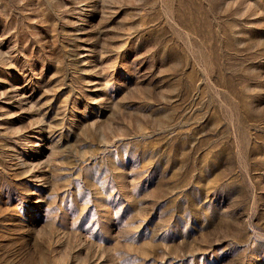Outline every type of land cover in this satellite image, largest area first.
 Listing matches in <instances>:
<instances>
[{"label":"rangeland","instance_id":"obj_1","mask_svg":"<svg viewBox=\"0 0 264 264\" xmlns=\"http://www.w3.org/2000/svg\"><path fill=\"white\" fill-rule=\"evenodd\" d=\"M0 264H264V0H0Z\"/></svg>","mask_w":264,"mask_h":264}]
</instances>
